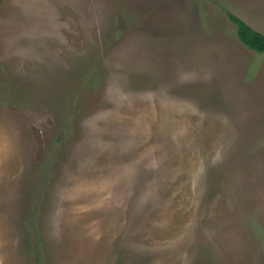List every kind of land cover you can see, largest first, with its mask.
I'll use <instances>...</instances> for the list:
<instances>
[{
	"label": "rangeland",
	"instance_id": "374dc122",
	"mask_svg": "<svg viewBox=\"0 0 264 264\" xmlns=\"http://www.w3.org/2000/svg\"><path fill=\"white\" fill-rule=\"evenodd\" d=\"M264 0H2L0 264H264Z\"/></svg>",
	"mask_w": 264,
	"mask_h": 264
},
{
	"label": "trees",
	"instance_id": "16d2710c",
	"mask_svg": "<svg viewBox=\"0 0 264 264\" xmlns=\"http://www.w3.org/2000/svg\"><path fill=\"white\" fill-rule=\"evenodd\" d=\"M2 0H0L1 4ZM229 18L238 26V37L251 49L264 52V33L257 31L242 18L228 11Z\"/></svg>",
	"mask_w": 264,
	"mask_h": 264
}]
</instances>
